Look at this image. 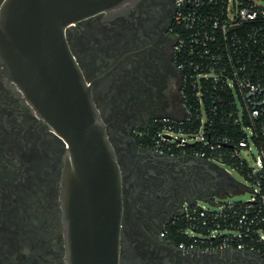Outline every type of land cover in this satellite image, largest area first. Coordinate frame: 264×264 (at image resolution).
Returning a JSON list of instances; mask_svg holds the SVG:
<instances>
[{"label":"flooded vegetation","instance_id":"af4514ba","mask_svg":"<svg viewBox=\"0 0 264 264\" xmlns=\"http://www.w3.org/2000/svg\"><path fill=\"white\" fill-rule=\"evenodd\" d=\"M174 12V0H121L66 30L122 172L119 264H264L235 249L181 250L164 234L187 203L219 189L210 163L146 143L155 119L180 106ZM67 147L19 87L0 78V264H68L61 200Z\"/></svg>","mask_w":264,"mask_h":264},{"label":"built area","instance_id":"2783aa9c","mask_svg":"<svg viewBox=\"0 0 264 264\" xmlns=\"http://www.w3.org/2000/svg\"><path fill=\"white\" fill-rule=\"evenodd\" d=\"M174 9L181 114L155 119L149 146L210 163L219 189L187 203L164 234L181 250L235 249L264 261V0H174ZM235 170L251 196L220 200L246 187Z\"/></svg>","mask_w":264,"mask_h":264},{"label":"water","instance_id":"95a60500","mask_svg":"<svg viewBox=\"0 0 264 264\" xmlns=\"http://www.w3.org/2000/svg\"><path fill=\"white\" fill-rule=\"evenodd\" d=\"M121 0H6L0 12V78L14 82L68 146L61 200L68 264H119L122 172L67 27ZM192 202H195L193 200Z\"/></svg>","mask_w":264,"mask_h":264},{"label":"rangeland","instance_id":"374dc122","mask_svg":"<svg viewBox=\"0 0 264 264\" xmlns=\"http://www.w3.org/2000/svg\"><path fill=\"white\" fill-rule=\"evenodd\" d=\"M180 114H181L180 106L174 105L171 108L169 114L164 116V117L172 116V117L178 118L180 116ZM234 176L238 181L243 183L246 187L241 189V191L234 193L232 196L226 195L227 197H223V198L219 197L220 200H223V201H229V200L245 201V200H248L250 198V196H251L250 188L252 187V184L247 180L245 175H243L242 173H240L237 170L234 171ZM205 204H207L209 207H211L210 203H205Z\"/></svg>","mask_w":264,"mask_h":264},{"label":"trees","instance_id":"16d2710c","mask_svg":"<svg viewBox=\"0 0 264 264\" xmlns=\"http://www.w3.org/2000/svg\"><path fill=\"white\" fill-rule=\"evenodd\" d=\"M156 129H157V126L154 123H152L150 128H148L146 130L145 135H146V139H147V141H146L147 144H151L152 143V138H153V136L156 133ZM175 239L179 242V239H177V238H175Z\"/></svg>","mask_w":264,"mask_h":264}]
</instances>
